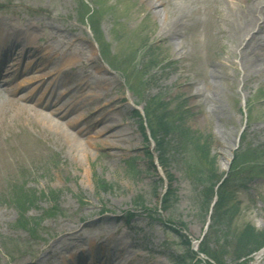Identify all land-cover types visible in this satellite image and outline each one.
<instances>
[{
    "label": "rangeland",
    "instance_id": "1",
    "mask_svg": "<svg viewBox=\"0 0 264 264\" xmlns=\"http://www.w3.org/2000/svg\"><path fill=\"white\" fill-rule=\"evenodd\" d=\"M155 1L0 0V37L18 36L0 47L3 60L9 50L0 71L3 86L9 82L0 98V264H104L114 251L109 239L120 234L127 255L136 254L133 264H174L175 256L207 264L197 252L210 223L197 176L210 169L244 182L230 185L229 204L238 210L224 232L227 243L245 224L264 231V74L244 78L236 65L222 71L233 48L217 32L222 23L212 22L222 0ZM180 8L186 17L172 29ZM88 92L93 96L85 98ZM38 99L52 106L43 109ZM159 102L178 128L209 137L213 165L191 146L173 153L174 134L165 167L154 157L149 164L146 150L157 153L149 113ZM29 107H62L69 113L63 123L79 116L67 131L84 151L74 152ZM105 125L113 127L100 131ZM255 148L261 152L252 157ZM164 187L170 193L163 208ZM72 227L95 235V244L59 249ZM74 250L84 259L68 262ZM58 256L65 261L55 262ZM222 264H264V247L242 259L224 254Z\"/></svg>",
    "mask_w": 264,
    "mask_h": 264
},
{
    "label": "bare ground",
    "instance_id": "2",
    "mask_svg": "<svg viewBox=\"0 0 264 264\" xmlns=\"http://www.w3.org/2000/svg\"><path fill=\"white\" fill-rule=\"evenodd\" d=\"M188 0H180L179 2H187ZM222 9H216L214 16L212 17V22L215 26H217L219 23H222V26L217 27V32L220 34L221 38H226L227 40H230L232 45L231 54L227 53L226 59L224 62L221 63L222 71L226 73V68L231 67L235 68L240 67L241 72L243 73L242 77H248L250 74H254L257 72H262L264 74V0H222ZM155 5H165L166 0H157L153 2ZM182 3V4H183ZM177 7V5H176ZM182 8L178 9L180 12L176 14L171 19V25L172 29L176 28L178 25H180L184 21V17H186V14L181 10ZM184 13V14H183ZM226 26V27H223ZM10 35H4L0 37V47L2 44L9 43L11 44L14 42L16 44L18 42V36L11 38ZM9 50L6 48V53L4 54V60L0 58V71L3 67H6V57H8ZM71 55L74 58H77L81 55L80 51H73ZM2 56V55H1ZM9 66V70H11ZM7 72H10V71ZM7 76L9 77L10 74L7 73ZM9 82L6 83L5 86H3V80H0V98H2V91L8 92L7 88L4 89V87H7ZM104 84V83H103ZM89 87L93 88V84L89 82ZM13 92H14V88ZM86 97L93 96L92 93H86L84 94ZM21 100H28L31 97L24 95L21 96ZM9 103L15 105L18 107V103L14 101L7 100ZM40 99L36 100L35 104L43 107V109L50 108L52 104H49L51 100H49L46 104L40 103ZM76 105V104H75ZM73 105L74 110H77L78 106L76 107ZM26 106V105H24ZM62 107L60 108H53L49 112H43V110H36L31 107H29L30 110H35L36 113L40 116V119L49 126V128L58 131L65 137L66 139L70 140L73 143L72 149L75 152H83L84 148L83 145L77 143V140L73 138V135L67 131L68 126H72V124H76L79 120V116L75 115L74 117H70L67 121L64 123L59 121V118H63L65 116H68L69 113L64 111H60ZM113 125L110 126H103L100 131L105 132L107 128H111ZM99 131V132H100ZM109 136H116V135H109ZM107 138V136H106ZM95 222V221H91ZM81 228L78 227H72L63 233L62 236L67 238V240H70L66 244H62L59 249L63 250L66 249L70 244L72 243H87L89 248L95 244V235H92L91 233H88L89 235L84 234L80 230ZM121 234L118 237H112L109 239L110 242L113 244L114 251L112 253V256L110 259H107V262L104 264H133L132 258L134 259L136 254L133 255H127V247L129 244H127L122 238ZM88 241L85 242L84 239H87ZM104 243L105 241L102 240ZM80 247V246H79ZM78 252V250H77ZM77 252L74 250L71 252V255L68 257V262L73 260V258L80 257L82 254H77ZM48 253V252H47ZM80 258L84 259L83 256ZM43 260L46 259V257L42 258ZM61 262L65 261V258L63 256H58L55 259V262ZM27 264V263H26Z\"/></svg>",
    "mask_w": 264,
    "mask_h": 264
},
{
    "label": "trees",
    "instance_id": "3",
    "mask_svg": "<svg viewBox=\"0 0 264 264\" xmlns=\"http://www.w3.org/2000/svg\"><path fill=\"white\" fill-rule=\"evenodd\" d=\"M88 14L89 11L87 12V15ZM150 107L151 103L147 109H150ZM164 107L165 106L159 102L157 104L158 109L156 111L153 110L154 112L150 109L151 113H149L151 117L150 121L153 124V126L149 125V133L150 138L154 143V149L155 151H157L156 156L158 165L161 168H164L167 162L170 160L169 141L170 138L174 135H176L177 139L172 138V140H175L173 153L179 152L180 150L184 151L183 144L191 146L194 151L201 152L202 156L209 159L211 165H213L215 158L213 156L209 157L211 148V141L209 137L200 134L196 136L183 127L178 128V123L173 124L171 122L172 116L169 115V112H167L166 108ZM135 117L139 121L140 128L143 129L145 127L144 120L141 119L140 114L137 112L135 113ZM259 152H261V149L255 148L251 150L250 154H252L253 157V154ZM146 154L149 159L152 158V154H149L147 150ZM238 157L239 156H237V154L233 156L231 165H233V163L238 160ZM149 164H151V166H154L152 159L150 160ZM209 171L210 172L206 173L202 172L199 176H197V180H200L203 183L205 182V184L208 183L206 185L204 184V189L200 196V204H203V207L205 209L204 217H208L210 222L207 223V233H205L204 238L197 244L198 252L206 256L214 264H222V258L224 254L227 253L231 254V256L235 259L245 258L253 252L264 247V231H258L252 225L245 224L244 227L240 230L239 234H235L232 237V240L234 241L233 245L231 246V243H227L228 234L225 235L224 232L229 229L230 222L232 221L234 215L236 214V211L238 210V206L235 203L231 205L229 204V201L231 200L230 196L233 192L230 185H232V182L234 183V181L238 180V176H236V174L231 175L230 173H228L227 175L225 174V177L222 179L223 176L218 177L215 175L214 169H210ZM212 178H214L215 181L209 182V180H211ZM237 183L240 182L238 181ZM240 184L243 185L244 182ZM103 188H105L104 184ZM163 193L164 194L162 195H164L165 197L161 200V206L164 208V204L168 202L167 197L169 196L170 191L168 192V188H166ZM33 198L34 197L32 194L25 197L26 201L28 202L30 200L33 201ZM15 207L24 211L27 206L18 205L16 203ZM211 237H216L215 246H210ZM185 243L187 245V250L191 252L189 241H186ZM196 256L193 254L192 256H190V259H193ZM185 259L186 258H184L183 256H175L172 261L174 262V264H184ZM207 264L212 263L208 261Z\"/></svg>",
    "mask_w": 264,
    "mask_h": 264
}]
</instances>
